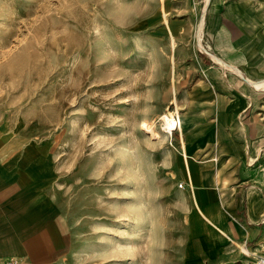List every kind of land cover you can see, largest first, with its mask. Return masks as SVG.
I'll use <instances>...</instances> for the list:
<instances>
[{"label":"rangeland","instance_id":"obj_1","mask_svg":"<svg viewBox=\"0 0 264 264\" xmlns=\"http://www.w3.org/2000/svg\"><path fill=\"white\" fill-rule=\"evenodd\" d=\"M210 1L0 0V146L44 173L75 223V264H192L185 241L197 211L178 157L183 136L168 138L160 118L179 119L173 98L185 104L202 74L190 72L192 56L214 64L202 50L214 41ZM245 1L264 15V0ZM231 39L257 46L244 73L229 71L238 111L212 118L210 148L191 134L187 150L214 165L227 129L241 154L219 157L223 172L264 174V88L245 80L253 67L251 79L264 81V26Z\"/></svg>","mask_w":264,"mask_h":264},{"label":"crops","instance_id":"obj_2","mask_svg":"<svg viewBox=\"0 0 264 264\" xmlns=\"http://www.w3.org/2000/svg\"><path fill=\"white\" fill-rule=\"evenodd\" d=\"M209 7L206 32L214 37L209 48L228 66L224 68L211 57L214 64L192 56L190 72L202 74L185 95L186 105L173 98L179 116L177 131L183 136V151L178 157L197 211L187 232L185 258L192 264H249L252 259L244 252L264 255L263 172L256 168L243 174L223 172L224 162L219 164V157L231 153L235 161L241 154L236 142L223 135L227 129L219 130L217 157L208 161L214 165L196 162L187 145L193 134L197 140L204 136L201 147L210 148L212 118L224 109L227 112L222 115L227 117L238 111L235 107L240 99L231 92L229 71L234 66L244 73L243 65L256 59L253 51L257 46L251 50L244 40L232 45L231 38L248 28H262L264 15L245 0H211ZM245 75L258 82L251 79L255 78L253 67ZM3 149L0 146V264L8 260L17 264H75V223L62 217L55 192L46 191L44 173L35 172L26 159L8 156ZM191 152L198 154L195 148ZM220 181H229V187L223 188Z\"/></svg>","mask_w":264,"mask_h":264},{"label":"bare ground","instance_id":"obj_3","mask_svg":"<svg viewBox=\"0 0 264 264\" xmlns=\"http://www.w3.org/2000/svg\"><path fill=\"white\" fill-rule=\"evenodd\" d=\"M204 13V12H203ZM205 19V13L201 16V21H204ZM199 32L197 33V36H199ZM212 58L219 64H221L224 68H226L228 65L226 63H224L221 59L216 58L215 56L212 55ZM235 71V70H234ZM233 71V72H234ZM236 72V71H235ZM242 76V75H240ZM244 77V76H243ZM246 81H249L250 84H252L253 86H258L259 88H264V81H258V82H252L250 80H248V78H245ZM163 122H162V127L164 129V133H166L168 135V138L170 135L173 136L174 131L178 130V120L176 118H171V115L168 114L167 112H165L161 118H160ZM149 130V133L152 135V137L154 138H160V132L159 129H157L156 127H148L147 128ZM170 134V135H169ZM184 159V157H183ZM186 162V161H185ZM185 166V165H184ZM187 171V170H186ZM181 185V184H180ZM179 185V187H180ZM184 187V185L182 184V188Z\"/></svg>","mask_w":264,"mask_h":264},{"label":"built area","instance_id":"obj_4","mask_svg":"<svg viewBox=\"0 0 264 264\" xmlns=\"http://www.w3.org/2000/svg\"><path fill=\"white\" fill-rule=\"evenodd\" d=\"M202 50L206 55L212 58V53L210 51V48L202 47ZM180 187L182 188V184L180 185ZM244 254L252 259L249 264H264V255L250 254L245 252ZM2 264H17V262L15 260H8Z\"/></svg>","mask_w":264,"mask_h":264},{"label":"water","instance_id":"obj_5","mask_svg":"<svg viewBox=\"0 0 264 264\" xmlns=\"http://www.w3.org/2000/svg\"><path fill=\"white\" fill-rule=\"evenodd\" d=\"M231 68L233 69V70H238L236 67H234V66H231Z\"/></svg>","mask_w":264,"mask_h":264}]
</instances>
